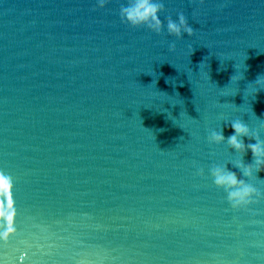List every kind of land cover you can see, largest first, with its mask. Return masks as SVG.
I'll use <instances>...</instances> for the list:
<instances>
[{"label": "water", "instance_id": "water-1", "mask_svg": "<svg viewBox=\"0 0 264 264\" xmlns=\"http://www.w3.org/2000/svg\"><path fill=\"white\" fill-rule=\"evenodd\" d=\"M128 3L0 0V264H264V170L233 207L208 140L264 137V0H156L159 32Z\"/></svg>", "mask_w": 264, "mask_h": 264}, {"label": "clouds", "instance_id": "clouds-1", "mask_svg": "<svg viewBox=\"0 0 264 264\" xmlns=\"http://www.w3.org/2000/svg\"><path fill=\"white\" fill-rule=\"evenodd\" d=\"M160 7L161 5L157 4L156 0H129L128 5L122 9V17L134 25L151 21L149 27L159 32L165 27L163 20L159 17ZM166 27L168 33L174 34L176 37H182L184 33L191 36L194 32L184 13H180L177 19L169 18ZM171 47H175V44L173 43ZM241 76L234 75L231 79L237 81L241 79ZM256 85L264 87V76L258 78ZM255 91H257V87H255ZM258 120L264 121V119ZM260 126L264 127V124ZM230 127L234 131L227 137H225L222 127L210 130L208 140L216 144L226 142L228 146L241 154L240 159H237L234 165L241 170L242 175L231 171L227 167V163L214 165L211 168V175L214 178V183L226 190L228 200L233 207H240L252 203L257 196L262 195L249 180L253 176L257 177L258 171L264 170V137L261 136L259 128L254 130L249 123L242 119L231 120ZM244 137L254 139L255 143H245ZM249 149L255 162L246 164L241 157ZM244 177L248 179H244Z\"/></svg>", "mask_w": 264, "mask_h": 264}]
</instances>
